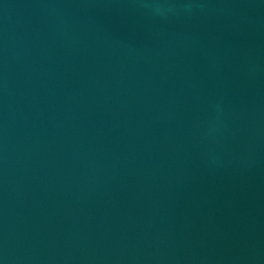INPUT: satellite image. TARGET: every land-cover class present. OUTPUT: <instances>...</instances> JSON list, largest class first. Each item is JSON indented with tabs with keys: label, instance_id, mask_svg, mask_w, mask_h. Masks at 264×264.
I'll return each mask as SVG.
<instances>
[{
	"label": "water",
	"instance_id": "water-1",
	"mask_svg": "<svg viewBox=\"0 0 264 264\" xmlns=\"http://www.w3.org/2000/svg\"><path fill=\"white\" fill-rule=\"evenodd\" d=\"M0 264H264V0H0Z\"/></svg>",
	"mask_w": 264,
	"mask_h": 264
}]
</instances>
